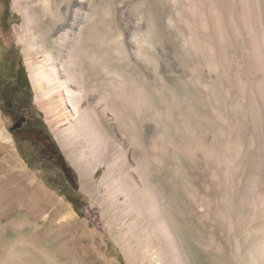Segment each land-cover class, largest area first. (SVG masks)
Listing matches in <instances>:
<instances>
[{"label":"rangeland","instance_id":"rangeland-1","mask_svg":"<svg viewBox=\"0 0 264 264\" xmlns=\"http://www.w3.org/2000/svg\"><path fill=\"white\" fill-rule=\"evenodd\" d=\"M37 2L5 0L9 16L0 34L15 44L32 112L61 148L54 130L67 123L57 125L46 100H35L27 67V58L36 64L45 52L38 39L28 54L23 50L42 32L33 24L31 31L22 28L27 10L39 12ZM93 2L78 6L76 20L80 47L88 54L84 67L89 79L100 83L115 73L128 133L119 120L106 124L125 151L133 180L138 182L142 169L155 191V207L189 264H264V65L252 59L251 38L237 13L227 14L215 0ZM94 21L100 38L97 69L88 57ZM7 124L0 112V226L8 213L17 224L0 227V264H145L138 252L128 258L124 249L140 248L137 215L101 206L106 193L97 180L103 168L82 178L61 148L77 175L78 200L71 204L19 158ZM68 211L75 215L71 224L64 219ZM151 221L144 219L143 227L148 230ZM13 241L17 247L9 250Z\"/></svg>","mask_w":264,"mask_h":264},{"label":"bare ground","instance_id":"bare-ground-1","mask_svg":"<svg viewBox=\"0 0 264 264\" xmlns=\"http://www.w3.org/2000/svg\"><path fill=\"white\" fill-rule=\"evenodd\" d=\"M37 1L35 6L39 12L27 10L22 28L31 31L33 24L42 32L30 37L23 50L28 54V50L33 48V40L38 39L39 48L45 52L44 60L36 64L31 63L28 58L26 61L35 100H46L48 113L55 115L57 125L67 123V126L54 130L61 148L68 153L82 178L94 174L100 167L103 168L97 180V186L105 187L106 195L101 202L103 209L120 208L123 212L132 211L137 215L134 223L135 227L139 228L136 236L140 248L134 251L129 245L125 246L128 258L138 252L139 257L146 259L145 264H189L184 251L176 242L172 229L167 226L155 207V191L146 182L142 169L138 182H135L123 147L109 133L112 128L109 129L108 124L119 120L122 130L128 133L129 123L118 109L119 93L115 73L109 72L108 79L100 83L97 78L90 80L84 67L85 56L88 54L80 47L81 28L76 29V20L80 14L78 6L84 0ZM215 1L223 4L227 14L237 13L240 28L251 38L252 59H255L256 65H264V0ZM95 22L89 35L91 47L88 57L92 66L97 69L100 61V38ZM60 112L62 116H59ZM70 147L77 148L78 153L72 155ZM147 207L151 208L152 212H149ZM7 216V223L0 226L1 229L14 228L17 224V220L9 217V213ZM147 217L152 219V227H147L149 231L143 227ZM64 219L71 224L75 215L68 211ZM154 237L163 242L162 247L155 245ZM31 240H28L27 244L29 256H32L34 251ZM16 247L17 242L13 241L9 250H15ZM2 256L0 249V258Z\"/></svg>","mask_w":264,"mask_h":264},{"label":"flooded vegetation","instance_id":"flooded-vegetation-1","mask_svg":"<svg viewBox=\"0 0 264 264\" xmlns=\"http://www.w3.org/2000/svg\"><path fill=\"white\" fill-rule=\"evenodd\" d=\"M0 28L6 17L5 0H0ZM15 44L0 34V112L7 119L15 151L24 164L71 204L78 200L77 175L57 141L42 120L32 112L31 89Z\"/></svg>","mask_w":264,"mask_h":264}]
</instances>
